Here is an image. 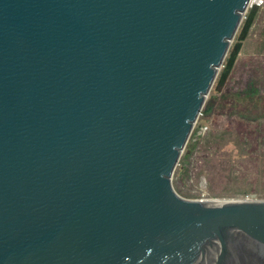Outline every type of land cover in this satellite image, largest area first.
<instances>
[{
	"label": "water",
	"instance_id": "water-1",
	"mask_svg": "<svg viewBox=\"0 0 264 264\" xmlns=\"http://www.w3.org/2000/svg\"><path fill=\"white\" fill-rule=\"evenodd\" d=\"M252 0H0V264H264V199L172 176Z\"/></svg>",
	"mask_w": 264,
	"mask_h": 264
},
{
	"label": "rangeland",
	"instance_id": "rangeland-1",
	"mask_svg": "<svg viewBox=\"0 0 264 264\" xmlns=\"http://www.w3.org/2000/svg\"><path fill=\"white\" fill-rule=\"evenodd\" d=\"M252 2L245 14L256 12L222 96L200 113L187 141L194 148L188 154L185 146L174 170L172 186L184 198L264 199V0ZM212 87L206 100L216 95Z\"/></svg>",
	"mask_w": 264,
	"mask_h": 264
},
{
	"label": "trees",
	"instance_id": "trees-1",
	"mask_svg": "<svg viewBox=\"0 0 264 264\" xmlns=\"http://www.w3.org/2000/svg\"><path fill=\"white\" fill-rule=\"evenodd\" d=\"M256 12V8L252 6L250 10L245 14L246 17L243 19L241 25L238 27L235 36H234V42H232L228 48L227 54L224 58V61L222 63V67L217 73L216 79L213 83L212 89L216 93V95L213 96H208L207 100L205 101V104L203 106V109L201 111L202 115H207L210 113L214 107L215 102L219 99L222 94L217 95L221 90L222 87L224 86L228 75L232 69V66L235 62L236 56L240 50L241 43L244 40V38L247 35V32L250 28V25L252 23V20L254 18ZM198 129H202V126L200 125ZM186 148L188 151V154L193 150L194 148V143H187Z\"/></svg>",
	"mask_w": 264,
	"mask_h": 264
},
{
	"label": "built area",
	"instance_id": "built-area-1",
	"mask_svg": "<svg viewBox=\"0 0 264 264\" xmlns=\"http://www.w3.org/2000/svg\"><path fill=\"white\" fill-rule=\"evenodd\" d=\"M252 4H256V3L252 2Z\"/></svg>",
	"mask_w": 264,
	"mask_h": 264
}]
</instances>
